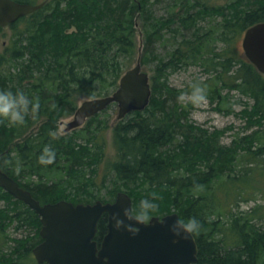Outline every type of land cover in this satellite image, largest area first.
I'll list each match as a JSON object with an SVG mask.
<instances>
[{
    "label": "trees",
    "instance_id": "16d2710c",
    "mask_svg": "<svg viewBox=\"0 0 264 264\" xmlns=\"http://www.w3.org/2000/svg\"><path fill=\"white\" fill-rule=\"evenodd\" d=\"M159 1L166 5L163 16L153 12ZM205 4L48 0L12 23L8 65L2 69L0 64V89L24 91L39 100V109L23 124L0 120V169L41 203L105 202L125 191L137 214L153 210L152 216L176 212L183 223L197 219L194 264H258L264 235L252 220L264 216V204L237 213L233 207L257 194L264 197V74L236 54L231 39L264 21V0H228L210 9ZM208 16L222 30L220 52L212 42L217 26L204 29L201 24ZM157 42L171 49L165 53L167 62L155 52ZM138 56L141 64L159 62L143 110L109 124L111 104L81 127L56 133L58 122L74 113L80 98L111 93ZM190 65H201L210 76L188 88L171 86L168 75ZM197 86L203 89L202 98H194ZM225 89L252 100L239 112L250 130L229 145L221 143L225 128L209 131L190 119L196 100L233 113L229 96L222 94ZM183 93L192 100L182 102ZM109 129L112 153L107 149ZM46 147L55 152L51 163L41 160ZM246 178L247 184L223 190L228 193L223 199L215 194L223 181ZM105 189L111 191L109 197ZM145 199L149 204L142 207ZM106 223L104 213L97 223L98 242ZM40 227L39 216L0 187V264H37L32 249L42 240Z\"/></svg>",
    "mask_w": 264,
    "mask_h": 264
},
{
    "label": "water",
    "instance_id": "95a60500",
    "mask_svg": "<svg viewBox=\"0 0 264 264\" xmlns=\"http://www.w3.org/2000/svg\"><path fill=\"white\" fill-rule=\"evenodd\" d=\"M41 6L42 3L0 0V26L7 27ZM241 46L243 55L264 74V21L244 31ZM150 97L149 74L141 70L138 57L136 64L123 72L112 93L80 102L65 123L64 132L82 126L87 118L111 103L118 105L116 118L121 119L130 111L143 110ZM0 187L39 215L42 241L34 246L32 253L41 264H194L197 261L195 237L180 227L183 222L176 212L145 221L132 213V199L124 191L117 192L113 202L73 204L59 200L41 204L1 169ZM117 212L123 220L119 227L114 218ZM104 213L107 231L98 244L94 237Z\"/></svg>",
    "mask_w": 264,
    "mask_h": 264
},
{
    "label": "rangeland",
    "instance_id": "374dc122",
    "mask_svg": "<svg viewBox=\"0 0 264 264\" xmlns=\"http://www.w3.org/2000/svg\"><path fill=\"white\" fill-rule=\"evenodd\" d=\"M35 2H39L41 0H34ZM228 0H205V5H203V8H211L214 6H218L221 4L226 3ZM154 9V14L156 13L157 15H164L167 11H166V5L164 1H159L156 4H153V8ZM201 24L204 25V29H208L210 28V26L214 27L217 26V33H215V37H216V41H212L214 43V45L216 46V48L219 50V52L222 50L224 44H223V40L221 39L222 35V30L220 29V27L217 24V22H215V20L213 19V17H206V19L201 21ZM243 34V33H242ZM11 27L9 28H1L0 29V64H1V68L4 69V67H6L8 65L7 63V53H8V44L10 42L11 39ZM242 36H236L234 38H232V48L233 50L236 51V54H239L241 57H244L243 55V50H242V46H241V40H242ZM187 37L191 39L190 34H187ZM137 42L140 45L141 43V37L140 34H137ZM213 45V44H212ZM171 49L169 47H166L164 45H162L161 43L157 42L155 43V52L159 54V56H161L159 59H161L164 62H167V56H166V52H171ZM5 56V58H4ZM137 61V57L135 58V60L128 66V68L134 66L136 64ZM158 59H154L149 61L148 63L145 64H141V70L145 71L149 74V76L151 77L156 70L157 64H158ZM127 68V69H128ZM218 70V69H217ZM213 73V71L211 72ZM208 76H210L207 72L204 71L203 67L201 65H190V66H186V67H181L180 69H178L177 71L170 73L168 75V82L171 86L178 88V89H184L186 88L188 85H190L192 82L196 81L197 79L199 81L207 78ZM188 88V87H187ZM225 95L229 96V102L231 103V106L233 108V113H225V112H220L217 111L214 108V106L216 104H210L207 100H196L194 103V108L192 110V112L190 113V119L197 125H200L203 128L208 129L209 131H212L213 129H223L225 128V133L224 135L221 137V143L225 144V145H229L231 140L233 138H235L236 136H238V134H242L245 131H249L246 128H244L246 126L245 120L242 118V115L239 113L240 110L244 107H248V105H250L252 103V100L244 95H241L239 93L238 90H229L227 91V89L223 90V93ZM84 98H80L78 100V104H80V102L83 100ZM180 99L182 100V102H186L188 100H192L191 95L189 94H182L180 96ZM248 103V104H247ZM221 106H224V103H222ZM109 112V124H112L114 122H117L120 119H117V113H118V106L117 104H112L110 106V108L108 109ZM128 114L124 116L123 119H128ZM71 119V116L63 118L61 121L58 122L57 126H56V133L57 134H62L64 132V127H65V123L67 121H69ZM107 138H108V146L107 149L110 153L113 152V148H112V144H111V131L110 129L107 131ZM253 175H257V174H253ZM248 183V179H242L239 182H232V181H223L220 187H215V194H219L218 196L221 197V199H223L224 195H227L225 191L227 192L232 189L233 187L237 186H241L242 184H247ZM111 188V187H109ZM110 190L105 189L103 191V194L105 195V197H109V192ZM232 191V190H230ZM116 193V191H115ZM238 201V200H237ZM229 202H233V199H230ZM264 204V197L257 194L253 200H250L248 202H242L239 201L238 202V208L236 206L233 207V211L235 213H237L236 211L239 212H246L248 210H250L252 207L256 206V205H262ZM227 205V204H226ZM227 207H229V205H227ZM173 209V208H172ZM134 208L132 209V212L134 215L136 216H141L144 218L145 221L149 220L150 217L153 215L151 212H154L153 210H149V211H139L138 213H144L143 215L141 214H137L134 212ZM137 210V208H136ZM160 215V214H158ZM156 215V216H158ZM228 216V215H226ZM227 217H222V220H226ZM252 223L254 224V228L258 229V231H261L264 235V216L261 217H256L255 219L252 220ZM263 240H264V236H263ZM258 264H264V253L261 255L260 260L258 262Z\"/></svg>",
    "mask_w": 264,
    "mask_h": 264
},
{
    "label": "clouds",
    "instance_id": "9594fccd",
    "mask_svg": "<svg viewBox=\"0 0 264 264\" xmlns=\"http://www.w3.org/2000/svg\"><path fill=\"white\" fill-rule=\"evenodd\" d=\"M203 89L197 86L194 89V98H202ZM39 109V100L31 98L22 90H17L15 92L5 89H0V120L6 119L12 124H23L25 122L26 116L31 112L33 115ZM55 158V152L50 147L44 149V155L41 157L42 162L51 163ZM149 202L141 200V206H148ZM116 219V224L119 227L123 220L120 218L117 212L114 215ZM179 223V222H178ZM180 227L185 232H194L199 229V222L195 217L189 218L185 223L181 224Z\"/></svg>",
    "mask_w": 264,
    "mask_h": 264
},
{
    "label": "flooded vegetation",
    "instance_id": "af4514ba",
    "mask_svg": "<svg viewBox=\"0 0 264 264\" xmlns=\"http://www.w3.org/2000/svg\"><path fill=\"white\" fill-rule=\"evenodd\" d=\"M41 1H43V0H41ZM41 1H40V2H41ZM1 28H2V27H0V29H1Z\"/></svg>",
    "mask_w": 264,
    "mask_h": 264
}]
</instances>
